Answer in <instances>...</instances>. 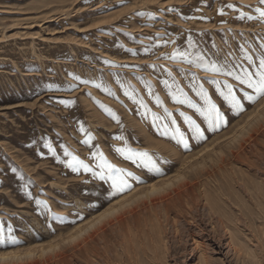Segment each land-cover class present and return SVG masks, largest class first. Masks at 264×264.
I'll use <instances>...</instances> for the list:
<instances>
[{"label": "rangeland", "instance_id": "1", "mask_svg": "<svg viewBox=\"0 0 264 264\" xmlns=\"http://www.w3.org/2000/svg\"><path fill=\"white\" fill-rule=\"evenodd\" d=\"M259 10L260 0H0V251L70 253L91 215L181 173L220 211L196 221L201 232L180 223L179 243L168 226L167 251L137 237L139 264H264V96L235 79L264 58ZM228 85L243 111L221 95ZM209 102L223 115L215 131L197 111ZM117 149L146 153L160 174ZM72 156L90 170L73 171ZM117 248L106 264L120 262Z\"/></svg>", "mask_w": 264, "mask_h": 264}, {"label": "bare ground", "instance_id": "2", "mask_svg": "<svg viewBox=\"0 0 264 264\" xmlns=\"http://www.w3.org/2000/svg\"><path fill=\"white\" fill-rule=\"evenodd\" d=\"M199 181L197 178L191 180L180 173L177 176L176 182L170 183V187L167 189L163 188L160 190L161 186L151 183L149 191L146 193H141L140 195H138L139 193H135L131 196L126 195L123 199L111 203L99 213L94 214V216L91 215L85 222L79 225V228L75 226L78 229L74 233L72 232L73 234L70 237L72 242L69 245V249L72 250L70 253L67 250H56L54 254L49 253L40 258L37 254L28 252L26 255L24 252L25 257H21L19 254L20 257L14 258L13 254L10 257L11 253L5 255L6 252L0 251V264H70L71 257L81 256L86 259H93L96 264H106L105 262L108 259L109 253L115 250L113 249V241L115 242V240L121 248V250L117 248V254H121L120 262H124V264H139L140 256L137 254L138 248L136 249L135 244L138 241L137 237H145V240L148 238L150 242L153 240L152 242L155 244L156 249H159L160 244L163 242L167 251V249L174 248L172 243L168 244L169 241L171 242V239L168 237L169 227L173 233V238L177 239L179 243L183 238L180 232V223L184 220L196 222L201 220V217L205 214L209 218H215L217 212L219 213L220 209L216 198L210 196V192L203 190L202 186H198V188ZM144 197L146 199L149 198L148 201ZM202 200H204V203H201ZM142 212L145 215L143 219L144 223L138 220ZM147 212L152 215H148ZM218 220L224 227L229 225L227 224L229 220L226 221L221 216H218ZM140 225L142 227L139 231ZM197 226L200 232L204 231L202 223ZM229 226L228 228H230ZM212 228L216 230L215 225ZM71 230L73 231L72 228ZM226 231L232 237V232L230 233L227 229ZM189 235L194 239V244L204 242L197 239L195 232L191 231ZM148 241L147 243L149 244L150 242ZM152 242L151 246L154 247ZM156 249L153 251H156ZM45 252L47 253L48 251Z\"/></svg>", "mask_w": 264, "mask_h": 264}, {"label": "snow or ice", "instance_id": "3", "mask_svg": "<svg viewBox=\"0 0 264 264\" xmlns=\"http://www.w3.org/2000/svg\"><path fill=\"white\" fill-rule=\"evenodd\" d=\"M260 2L262 4H264V0H260ZM259 11H260V16L264 17V10H259ZM211 70L217 71V72L220 71V69L215 68L214 66ZM227 74L228 75H234V73H232V72H229ZM253 76H256L257 79L254 80ZM235 79L239 80L241 83H246L249 88L255 89L256 93L259 96H264V58L260 59L257 72L252 73V72H248L247 70H245L243 79L240 76H235ZM221 95L224 97V99L226 101H228V103L231 105L232 108L243 111V107L240 104L239 100H237L235 94H233L232 87L230 85L227 86V94L221 93ZM246 99L251 101L254 99V97L247 96ZM177 102L178 103H185L184 100H178ZM189 106L194 107V105H191V104ZM197 111L200 112V115L204 117V119L208 122L209 127L213 131L217 130L221 126V124L224 122L223 115L221 114V112L219 111L217 106L215 104H212L211 102L208 103V107L206 110L201 111L200 109H197ZM175 131L177 133H179V129H176ZM195 132L197 134L202 135L200 133L199 127H197L195 129ZM178 142L184 143V146L187 147V143L184 140L183 134L179 135V141ZM117 151L124 153L123 149H117ZM124 154H125L127 159H132L133 155L138 156L141 160H144V166L145 167H148L149 170L155 169L157 174H160V170L158 168H156L154 162H152L151 160H145V157L147 156L146 153L133 154L129 151L128 153H124ZM69 166L73 168V171H78L80 167H83L85 171L90 170L87 164H85L83 161L79 160L75 156H72V159L69 161ZM100 166L102 168L107 167L110 170L108 178L112 180V188L117 192L124 191L127 185H126V183L123 180V177L121 175H119V174L112 175L111 174L112 165L107 164L105 162L104 164H101ZM129 175H131V174L129 173ZM100 179H102V180L105 179L103 174H100ZM9 242L12 244L19 243V241H17L14 237H9ZM3 244H4V238H3L2 232H0V245H3Z\"/></svg>", "mask_w": 264, "mask_h": 264}]
</instances>
